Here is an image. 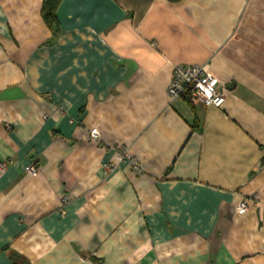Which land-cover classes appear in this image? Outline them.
Returning a JSON list of instances; mask_svg holds the SVG:
<instances>
[{"label":"crops","instance_id":"1","mask_svg":"<svg viewBox=\"0 0 264 264\" xmlns=\"http://www.w3.org/2000/svg\"><path fill=\"white\" fill-rule=\"evenodd\" d=\"M42 3L0 0V264H264V0Z\"/></svg>","mask_w":264,"mask_h":264},{"label":"built area","instance_id":"2","mask_svg":"<svg viewBox=\"0 0 264 264\" xmlns=\"http://www.w3.org/2000/svg\"><path fill=\"white\" fill-rule=\"evenodd\" d=\"M218 83V79L209 71L206 64H179L173 67L172 78L168 84L167 93L170 99L185 96L192 105L220 108L224 103L225 91L217 88ZM88 138L94 142L99 140L97 128L93 127L89 130ZM121 155L123 158L132 159L127 150H123ZM2 167L3 165L0 164V169ZM133 167L134 169L138 168L135 163ZM36 171L35 165L28 167V172L31 175L35 174ZM246 209L247 200H242L239 202L236 211L242 214Z\"/></svg>","mask_w":264,"mask_h":264},{"label":"trees","instance_id":"3","mask_svg":"<svg viewBox=\"0 0 264 264\" xmlns=\"http://www.w3.org/2000/svg\"><path fill=\"white\" fill-rule=\"evenodd\" d=\"M171 2H176L178 0H170ZM60 0H43L41 7L42 18L51 30L52 35L55 36L59 30V23L56 16L57 7ZM193 127H196V122L193 124ZM15 264H27L25 261H21Z\"/></svg>","mask_w":264,"mask_h":264}]
</instances>
